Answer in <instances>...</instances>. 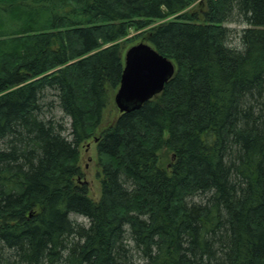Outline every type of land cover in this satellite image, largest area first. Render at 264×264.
Returning a JSON list of instances; mask_svg holds the SVG:
<instances>
[{"label": "trees", "instance_id": "trees-1", "mask_svg": "<svg viewBox=\"0 0 264 264\" xmlns=\"http://www.w3.org/2000/svg\"><path fill=\"white\" fill-rule=\"evenodd\" d=\"M137 38L174 73L105 122ZM0 264H264V0H0Z\"/></svg>", "mask_w": 264, "mask_h": 264}, {"label": "water", "instance_id": "water-1", "mask_svg": "<svg viewBox=\"0 0 264 264\" xmlns=\"http://www.w3.org/2000/svg\"><path fill=\"white\" fill-rule=\"evenodd\" d=\"M173 73V63L146 42L128 47L123 54L119 86L113 96L118 112L133 111L151 100L162 92Z\"/></svg>", "mask_w": 264, "mask_h": 264}, {"label": "rangeland", "instance_id": "rangeland-1", "mask_svg": "<svg viewBox=\"0 0 264 264\" xmlns=\"http://www.w3.org/2000/svg\"><path fill=\"white\" fill-rule=\"evenodd\" d=\"M224 25L231 30L230 32L231 35L227 41L229 47H232V48L235 47L239 49L241 47L240 41H239L240 31L246 26L244 24L239 23L238 18L236 17L229 19L226 23H224ZM135 34L136 33H132L127 38H131ZM139 42H145V41L140 38H137L136 40H134L132 45L139 43ZM130 46L131 44L127 46L126 49ZM114 94L115 92L111 93L110 103L106 110V114L108 113V115L106 116V118H104L105 122L110 121L113 117H115L119 113L113 102ZM46 101L47 103L49 102V104L44 107L46 114H49L50 112L56 119L61 118L65 128H68L69 119L62 115L60 109L57 106V101L53 93L51 92L48 93ZM44 104H46V102ZM50 108L51 110L49 111ZM63 134H67V131L65 130ZM78 162H79L80 170L82 172V181L87 186L88 196L94 200H97L100 195V186H99V181L97 180V177H96L98 166H97L95 144L93 140H89L87 143L79 147ZM69 217L71 220H73L76 223H80L83 225L88 224L87 220L81 216L71 214Z\"/></svg>", "mask_w": 264, "mask_h": 264}]
</instances>
